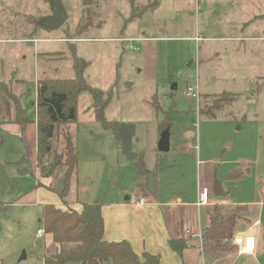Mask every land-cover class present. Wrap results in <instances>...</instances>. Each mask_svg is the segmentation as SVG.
Here are the masks:
<instances>
[{"label": "rangeland", "instance_id": "obj_1", "mask_svg": "<svg viewBox=\"0 0 264 264\" xmlns=\"http://www.w3.org/2000/svg\"><path fill=\"white\" fill-rule=\"evenodd\" d=\"M60 1L67 19L49 30L39 21L51 15L50 0H0V264H43V255L57 247L49 234L35 237L41 203L53 200L64 207L55 191L37 186L36 125H23L18 135V125H11L6 107L14 110V99L28 111L34 106L39 79L72 77L73 41L75 55L89 63L83 72L87 83L108 99L104 118L133 124L131 150L141 156L145 171L122 153L111 130L96 119L91 95L84 91L77 100V120L56 126L52 142V154L59 155L61 133L68 131L77 150L76 174L64 198L67 204H109L134 194L140 186L159 199L177 195L195 200L197 188L210 189L216 177L225 194L211 196L210 204L200 210L203 220L216 200L224 202L225 206L217 204L222 212H229L231 205H246L247 216L259 219L262 233L261 250L251 264H264V42H259V73L241 69L220 73L221 62L215 57L199 68L202 53H197L196 44L174 39L158 42V70L148 73L142 54L130 49L129 43L102 39L146 30L145 16L126 22L131 11L128 0H92L90 5L84 0ZM142 9L136 6L132 14ZM87 11L88 17H83ZM101 21L102 27L95 29ZM262 24L264 0H259V36ZM35 38L48 40H25ZM226 60L234 62L230 57ZM196 79L200 92L214 93L200 96L199 106L204 101L219 103L217 94L222 92L232 93L214 116L199 113L196 100L185 93ZM165 120L170 121L169 150L160 152L156 143L165 129L159 124ZM189 130L195 133L192 139L184 136ZM63 171L55 167L51 186L60 188ZM39 181L47 183L46 178ZM227 242L225 250H206L239 254L232 239Z\"/></svg>", "mask_w": 264, "mask_h": 264}, {"label": "crops", "instance_id": "obj_2", "mask_svg": "<svg viewBox=\"0 0 264 264\" xmlns=\"http://www.w3.org/2000/svg\"><path fill=\"white\" fill-rule=\"evenodd\" d=\"M128 2L131 11L126 22H133L145 16L149 21L145 25L146 30L140 32L139 35L126 37L121 35L102 39L129 43L130 49L142 54L141 60L148 69V73H156L158 70V42L169 39L195 43L197 53H202L201 59L198 60L199 68L203 62L213 61L215 57L221 62L220 73H235L233 70L237 69H241L242 73H259V42H264V24H262L263 33L259 36V0H144L142 2L128 0ZM136 6H141L143 9L132 17L133 9ZM102 24L101 21L99 25L95 26V29H100ZM84 38L87 37L78 40ZM25 40L40 42L48 39ZM37 52L38 50L35 53L38 54ZM228 57L234 62L226 60ZM236 65L238 66L236 67ZM209 71L212 70H206V72ZM196 82L198 84L197 79ZM222 93H227L229 96L232 94ZM211 94L214 93L204 90L203 92L199 91V100L200 96L204 97ZM3 100L4 105L7 106L6 98L4 97ZM199 100L198 104L200 103ZM35 101L32 102L35 103ZM21 105L23 107L22 103ZM197 107L199 110V105ZM6 108L10 112L11 125H18V135H22L21 127L23 125L29 123L36 125L35 104L33 107L31 104L28 111L23 107L25 115L33 114L34 117L30 116V120L22 125L14 122V110L8 109V106ZM184 136L192 139L195 133L189 130ZM35 143L36 139H34V163ZM38 177L39 180L40 178L47 179L46 184H42L38 180L40 186L51 185L53 181L52 175L41 177L38 172ZM148 191L147 187L140 186L134 194L125 196L121 201L117 200L113 203L101 205L103 237L107 241L124 239L130 243L132 249L138 255L143 252L157 254L159 264H251L253 259H257L261 250V223L258 218L247 216L246 205H231L234 208L242 206L233 235L244 231L250 226V231L256 240L255 249L250 253L241 254L222 251L211 253L205 249L202 237V230L207 224L209 211L203 220L200 210L204 206H197V194L195 200H183L177 195L159 199L156 194H148ZM142 197L144 203L140 204L138 200ZM215 202L225 206L221 200ZM51 203L62 207L60 202L55 203L52 200ZM68 206L77 210L81 208V205ZM179 239L185 242V246L180 252H177L170 247L169 242Z\"/></svg>", "mask_w": 264, "mask_h": 264}, {"label": "trees", "instance_id": "obj_3", "mask_svg": "<svg viewBox=\"0 0 264 264\" xmlns=\"http://www.w3.org/2000/svg\"><path fill=\"white\" fill-rule=\"evenodd\" d=\"M132 4V1H131ZM89 13L83 14L88 17ZM95 16L97 15L94 14ZM93 15V16H94ZM82 17V18H83ZM134 17V14H132ZM91 24V22H90ZM100 22L96 25H99ZM40 25V24H39ZM83 25V24H82ZM95 25V26H96ZM41 26V25H40ZM84 26V25H83ZM42 27V26H41ZM78 27L76 29L78 30ZM84 29V27H81ZM72 67L74 75L70 78H45L37 81L36 107V153L35 163L41 177H49L56 166L64 168L62 184L60 188L51 185L45 186L55 191L64 207H59L50 202L41 203L39 227L44 233L51 236L57 247L43 255V264H159V256L149 252L138 255L130 243L124 239L107 241L103 237V217L101 204L82 203L79 210L68 206L64 200L71 178L76 174L78 156L74 141L68 131L61 133V152L52 154V142L55 127L73 123L77 120V100L82 92H89L95 117L104 128L111 130L114 139L120 146L122 153L132 160L141 172H144V164L141 156L131 150V140L134 135V126L130 123L107 121L103 116V109L108 99L103 98L102 90L90 86L84 76V70L89 63L82 57L75 55L74 43H71ZM227 93L217 94L219 103L209 104L204 101L199 106V113L214 116V112L220 108V103L227 102ZM13 96V95H12ZM211 95H205L208 97ZM229 96V95H228ZM9 104V102H7ZM14 122L22 125L30 119L24 114L21 103L15 102ZM151 103L157 107V100L153 97ZM9 106V105H8ZM10 108V107H9ZM170 121H161L159 127L166 128ZM0 122V142L3 141ZM37 186H40L38 183ZM221 207V206H220ZM222 208V207H221ZM242 206L231 207L229 212H222L217 204L208 212V223L202 230V237L206 239L205 249L219 248L225 250L232 237L238 211ZM171 248L180 252L185 246L182 240H171Z\"/></svg>", "mask_w": 264, "mask_h": 264}, {"label": "water", "instance_id": "obj_4", "mask_svg": "<svg viewBox=\"0 0 264 264\" xmlns=\"http://www.w3.org/2000/svg\"><path fill=\"white\" fill-rule=\"evenodd\" d=\"M92 0H84V5H90ZM51 15L42 18L39 24L49 30L58 29L67 19V14L60 0H50ZM170 130L166 127L161 131L157 141V150L160 152H167L169 150ZM211 192L214 196H224V191L221 182L215 177L212 182ZM24 252L21 258H24Z\"/></svg>", "mask_w": 264, "mask_h": 264}, {"label": "built area", "instance_id": "obj_5", "mask_svg": "<svg viewBox=\"0 0 264 264\" xmlns=\"http://www.w3.org/2000/svg\"><path fill=\"white\" fill-rule=\"evenodd\" d=\"M137 49V48H135ZM185 93L187 96H191L194 98L197 102L198 106V100H199V91H198V84L195 81L192 85H188L185 89ZM211 200V190L207 187H198L197 190V200L196 204L197 206H205L210 203ZM138 203L143 204L144 198H140L138 200ZM251 227L249 226L242 232L235 233L233 235L232 242L234 245L238 247V253H250L252 252L256 247V240L252 232L250 231ZM44 236V231L42 228H37L35 232V237L40 238Z\"/></svg>", "mask_w": 264, "mask_h": 264}]
</instances>
